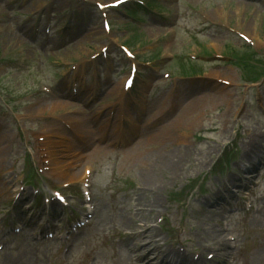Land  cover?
I'll use <instances>...</instances> for the list:
<instances>
[{
    "label": "rangeland",
    "instance_id": "374dc122",
    "mask_svg": "<svg viewBox=\"0 0 264 264\" xmlns=\"http://www.w3.org/2000/svg\"><path fill=\"white\" fill-rule=\"evenodd\" d=\"M28 1L0 0V146L5 147L0 217L18 212L22 204L35 210L34 223L43 226L46 221L40 211L51 203L36 198L34 186L46 198L60 191L72 209L78 203L87 207L81 186L90 169L93 204L98 210L67 252L68 264H84L90 251L97 254L96 264H113L110 239L129 233L120 217L135 212L136 206L146 208L153 193L159 211L167 213L163 228L161 215L160 225H155L166 241L174 242L171 233H177L183 247L197 253L193 240L204 223L223 219L229 238H237L239 248L237 252L231 248L236 252L234 260L214 264H252L249 254L262 245L264 249V159L259 163L251 159L254 152L264 153L256 145L257 137L264 138V0H148L154 9L170 14L164 17L142 10L143 0ZM23 2L28 3L20 6ZM217 9L223 10L220 16ZM50 23L54 26L47 32ZM105 23L112 29L108 36ZM247 30L254 31L252 38ZM58 46L63 49L56 51ZM121 46L133 52V60ZM215 55L230 60L211 59ZM81 59L98 63L85 73L88 84L79 92L81 99H72L68 92L73 80H66L80 76L79 70L70 67ZM132 62L140 74L133 88L123 91L122 81ZM174 89L179 99H169V111L156 128L170 127L180 115L186 112V116L158 144L149 135L156 128L148 131V114ZM120 110L136 122L135 134L128 121L125 133L119 128ZM123 134L131 145L142 141L141 146L130 152L118 145L120 150H115L110 144ZM157 149L167 161L179 159L183 167L177 175L168 172L146 180L154 173L150 167L154 162L137 154ZM45 159L51 163L42 171L37 164ZM242 165L251 173H245L248 183L235 189L239 204L229 209L227 217L210 216L200 197L213 196L204 193L212 188L210 184L220 176L229 179ZM144 193L146 197L135 200ZM62 217L52 219L54 227H64ZM253 218L263 226L252 222ZM128 237L129 245L139 242L136 236ZM126 245L119 244L127 257L125 264H146L137 258L139 252L131 253ZM29 247L46 249V254L36 256L43 260L54 255L55 248L61 249L56 241ZM59 257L58 253L55 260ZM157 257L154 252L151 264H159ZM258 264H264V252Z\"/></svg>",
    "mask_w": 264,
    "mask_h": 264
},
{
    "label": "bare ground",
    "instance_id": "6f19581e",
    "mask_svg": "<svg viewBox=\"0 0 264 264\" xmlns=\"http://www.w3.org/2000/svg\"><path fill=\"white\" fill-rule=\"evenodd\" d=\"M221 12H223L222 9L216 10V14L219 16L221 15ZM250 30H247V32L249 33L248 34L249 37L252 38L255 33L253 34L254 31L252 32ZM163 111H161L160 115H163ZM185 116H186V112L183 115H180L177 118V121L174 122L170 127L160 126V128L158 127L159 129L156 128V131H154L151 134L149 133L148 134L152 135L153 140L159 144L165 138H168L170 134H173V131L177 127L179 121L181 122V120H184ZM128 121L129 124L131 125V132H132V126L134 125L135 128L133 132L135 134L137 132L136 131L137 124L134 121L131 122L130 118L128 119ZM161 121H163L162 117L156 118V124L161 123ZM154 123L155 121L152 122V124ZM258 141H259V143L257 144L258 148H264V138L263 139L259 138ZM141 142L142 141L135 143L133 148L138 145L141 146L142 144ZM133 148H128V151L131 152ZM144 149L145 148H143V151ZM143 151L137 154L139 155L140 159L144 161L148 159L150 163L154 162V164L150 166L154 170V173L150 172L151 176L146 180L150 179L153 175L157 176V174H159L160 176H165L168 172H171L172 175H177L180 172L181 168L183 167V165L180 166L179 159H177V161H175L174 159L170 161L164 159L163 158L164 156H162L161 153L162 151L159 149L151 153L149 151H145V152ZM4 152H5V147L0 146V157H1L0 168L2 169L5 168L4 160H2L4 157ZM251 155L252 154H250V156ZM251 159L253 160L254 163H259L262 159H264V153L257 154L254 152V155H252ZM155 176H153L152 179H154ZM230 178L231 180H229V182H222V183L217 182V183L222 185L224 189H227L228 186L225 183H229V184L235 183V184L244 185L249 181V179L245 175V172L241 171V168L239 169L236 175ZM161 183L163 187L164 181ZM148 193L151 195L152 192L148 191ZM155 196L156 193H153L152 194L153 198L148 199V201L145 202L146 208L145 207L137 208L138 211L135 212L128 211L124 213V218L120 217L121 225H123L125 228H128V232H129L128 234L125 235V238L129 239L128 235L132 237L136 236L137 240L140 242V243L138 242L136 245L128 244V249L131 250V253L136 254L137 252H139L137 258L142 257L144 261H146V264H151L152 261H150V257L155 252L157 253L158 256L157 258L163 256L162 259L160 258L159 264H211L213 261H209L206 258L209 255H212L214 259L218 258V260H221V262H228L231 260V258L235 256L236 252L230 249L233 243L228 238V235L225 232L221 220L219 222L210 223L212 218H210V221L204 223L201 234L195 242V244L199 245L201 249V252L198 254V258H195L196 253H194L191 249L181 250V245L179 244V241H175L170 246L167 245L166 243H162V241L165 240L161 237V233L159 231L157 232L154 226V223L158 222V213H159V209L157 208L158 200L156 199ZM144 197H146L145 193L137 194L135 200L140 201ZM232 203H237L235 196L230 195L228 199H225L224 197H222V190L218 191L216 194V198L214 200L208 201V204L213 208L208 209L207 212L212 211L210 213V216H221L223 213L229 210V208L232 206ZM154 211H155V215H152ZM161 214H163V212ZM258 221L262 223V221L257 218H253L252 222H255L259 226H263ZM141 249H144V251L142 252ZM9 251L10 250H8V252ZM149 251H152L150 252L151 255H146V253H149ZM8 252L2 255L0 262L8 263L11 260L10 258L12 255L11 253ZM35 252H38V250L24 249L20 253V257L22 259L21 264H32V256ZM262 253H263V249H256L251 253L250 260L252 261V264H258L262 261L263 259Z\"/></svg>",
    "mask_w": 264,
    "mask_h": 264
}]
</instances>
